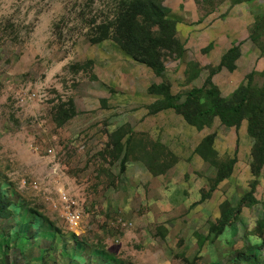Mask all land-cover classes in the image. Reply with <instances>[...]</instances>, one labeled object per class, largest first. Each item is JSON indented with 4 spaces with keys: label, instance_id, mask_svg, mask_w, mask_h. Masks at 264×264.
<instances>
[{
    "label": "rangeland",
    "instance_id": "rangeland-1",
    "mask_svg": "<svg viewBox=\"0 0 264 264\" xmlns=\"http://www.w3.org/2000/svg\"><path fill=\"white\" fill-rule=\"evenodd\" d=\"M144 1L177 24L164 76L111 38L130 0H0V264H264L245 119L197 129L164 102L261 86L264 0Z\"/></svg>",
    "mask_w": 264,
    "mask_h": 264
},
{
    "label": "trees",
    "instance_id": "trees-1",
    "mask_svg": "<svg viewBox=\"0 0 264 264\" xmlns=\"http://www.w3.org/2000/svg\"><path fill=\"white\" fill-rule=\"evenodd\" d=\"M112 24L116 27L111 37L113 41L159 76L165 75L166 67L158 58L159 48L166 47L168 44L180 46L175 38L177 24L167 17L165 9L155 4H148L144 0H130L128 9L110 23V26ZM148 25L157 26L159 36H154ZM110 26H103L102 36L93 39V42L108 38ZM235 51L236 48L233 47L227 51V54ZM220 67L221 64L217 70ZM203 96L208 99L209 107L201 103ZM164 102L180 114L189 125L197 129L210 125L214 117H217L226 127L236 126L239 120L244 118L247 134L255 139L250 163L253 176L250 188L255 187L264 164V77L260 87L253 88L247 83L245 87L236 90L231 95V99L220 97L218 89L209 84V87L202 86L190 90L183 102H179L176 97L167 93ZM210 142L211 137H207L203 144ZM199 150L198 148L197 151ZM224 177L219 176L217 182ZM11 204L0 191V218L6 219L12 214ZM233 211L234 209H228L223 212L213 230L220 231L233 216Z\"/></svg>",
    "mask_w": 264,
    "mask_h": 264
},
{
    "label": "built area",
    "instance_id": "built-area-1",
    "mask_svg": "<svg viewBox=\"0 0 264 264\" xmlns=\"http://www.w3.org/2000/svg\"><path fill=\"white\" fill-rule=\"evenodd\" d=\"M61 199L64 204L63 217L69 228H75L79 222V213L72 208L73 202L65 195L62 194Z\"/></svg>",
    "mask_w": 264,
    "mask_h": 264
}]
</instances>
